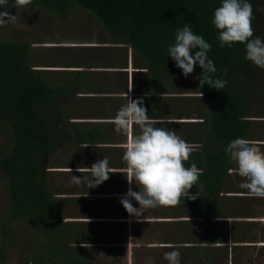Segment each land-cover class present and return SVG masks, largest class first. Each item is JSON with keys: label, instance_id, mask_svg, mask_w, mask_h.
Listing matches in <instances>:
<instances>
[{"label": "crops", "instance_id": "crops-1", "mask_svg": "<svg viewBox=\"0 0 264 264\" xmlns=\"http://www.w3.org/2000/svg\"><path fill=\"white\" fill-rule=\"evenodd\" d=\"M68 18L85 21L67 27L63 35L41 38V47L40 42H36L38 54L35 57L38 60L32 56L31 51L28 59L35 74L41 75V82L53 89V106L64 113L67 122L75 124L86 137L93 139L88 138L87 148H83L82 143L78 147H67L71 148L70 151H76L73 152V166L90 168L106 156L109 166L115 172L109 173L110 178L97 187L88 188L84 183L88 189L93 190V194L106 196L92 200L102 202V208L88 204L84 210L90 209V214L101 216L105 214V201L108 205L111 202L116 204L115 209L119 213L116 223L124 226L132 241V247H128L131 264H169L164 254L173 250L180 252V264H264V198L248 195V190L239 186L243 178L235 171L229 172L230 168L235 169L237 165L229 162L227 153L221 152L220 141L213 138L208 130L207 117L185 114L186 117H180V113L189 111L194 101L199 102L201 109L192 112H205L206 116L200 92L185 93L180 98L194 99L173 104L176 96H172V91L168 92L172 85H167L170 81L167 74L164 81L159 79V90L154 86L157 75L152 70H147L148 66L143 64L141 56L125 37H119L107 30L103 22L91 12L83 15L77 12L75 17L69 15ZM168 68L169 65L165 72ZM169 72L172 73L171 68ZM183 81L186 84H195L191 80ZM127 93L134 101L143 99L145 102L146 98L149 99L150 106H143L147 109L149 118L155 121L154 127L175 131L193 145L189 160L184 162L185 167H191L195 163L203 170L197 185L190 189L196 199L191 201L189 198H182L176 207L148 209L142 214L147 219L130 216L121 203L129 187L133 191H140L134 182L129 185L124 171L127 166L123 160L127 136L118 134L115 125L110 122L121 106L127 103ZM160 100H166L168 104L160 108ZM257 104L260 108L263 106L252 101V108L256 109L242 118L247 128L244 139L264 152V110L262 107L259 110L262 114H256ZM155 109L159 110L157 114ZM173 111L178 114L175 116ZM183 119L188 121L184 122ZM77 122L87 126L78 125ZM254 122L261 123L257 127L253 125ZM256 131L261 133L255 136ZM138 133L139 129L134 126L133 134ZM212 163L215 166H210ZM77 173V177L83 179V174ZM84 174L90 177L87 171ZM74 188L78 190L75 186ZM74 188H66L62 197H56L60 201L68 197L70 202L75 198ZM130 202L134 207H140L134 198ZM64 209L66 215L61 222L67 226L69 242L59 245L61 241L58 237L46 235L38 226L43 244L42 248L34 251L33 256L30 255L31 264L37 256L38 259L54 257L59 260L64 257V262H60L62 264H72L69 260L80 256L87 264H93L92 261L100 264L98 260L92 259L96 256L91 248L87 247L85 252L80 250V247L86 246L78 243L88 241L89 233L86 238L81 232L75 231L74 219H70L67 208ZM150 216L155 219L150 220ZM100 218L85 222L109 224L106 217ZM169 244L176 248L163 246ZM58 245L62 251L60 248L59 252H53ZM123 247L127 248L125 245ZM103 258L104 264H108V258L104 255ZM126 262L123 257L118 264Z\"/></svg>", "mask_w": 264, "mask_h": 264}, {"label": "trees", "instance_id": "trees-1", "mask_svg": "<svg viewBox=\"0 0 264 264\" xmlns=\"http://www.w3.org/2000/svg\"><path fill=\"white\" fill-rule=\"evenodd\" d=\"M14 2L9 0V4ZM247 2L254 11V36L264 40V19L260 17L262 1ZM31 5L62 17L77 8L91 12L107 30L125 37L133 45L148 71L152 70L163 81L167 74L170 79L167 85H172L173 94L179 98L181 93H177L176 88L185 84L179 79L184 75L169 56L168 48L175 44L177 29L188 25L194 34L211 45L208 57L217 69L212 77L227 81L222 90L207 84L201 87L197 77L202 78L203 69L198 62L194 73L190 74L201 89L209 132L220 141L222 153H226L230 142L246 137L247 128L242 118L256 109L252 108V101L255 102L257 96L264 97V69L245 58L246 44L236 42L231 47L221 46L219 30L212 20L222 0H33ZM197 51L198 48L193 49L192 55ZM29 52L28 42L0 39V123L11 128L13 138L9 151L0 157V173L9 182L11 193L9 218L2 226L9 227L20 218L32 219L33 227L58 237L62 246L68 243V229L61 221L70 198L61 201L53 198L55 193L48 184L47 161L71 145L87 144L92 137H86L75 124L67 122L64 113L53 106L54 91L32 70ZM167 65L172 73L170 68L165 72ZM258 88L262 91L257 93ZM148 102L146 98L144 104L150 106ZM81 186L90 191L86 184L77 185ZM59 245L53 252H59ZM3 257L0 250V262L5 263L6 260H1ZM63 259H38L37 256L33 264H62ZM69 262L87 264L80 256Z\"/></svg>", "mask_w": 264, "mask_h": 264}, {"label": "clouds", "instance_id": "clouds-1", "mask_svg": "<svg viewBox=\"0 0 264 264\" xmlns=\"http://www.w3.org/2000/svg\"><path fill=\"white\" fill-rule=\"evenodd\" d=\"M32 2L33 0H15V7L29 6ZM8 5L9 0H0V6ZM17 18V15H12L9 11H0V25L15 23ZM254 18L253 7L247 0H222V5L214 12L212 23L219 30L218 39L221 46L231 47L236 42L246 44L245 58L264 69V40L254 36ZM197 48L199 51L193 56L192 50ZM210 49L211 45L202 36L194 34L193 30L185 25L182 29H177L175 44L169 46L168 53L185 77L194 73L198 62L203 69L202 78L197 77L200 79V86L207 84L222 90L227 81L212 77L211 74L217 69L214 61L208 57ZM224 72L226 74L227 70ZM126 98L127 103L121 106L110 121L115 125L118 134L127 136L123 155L127 166L124 171L129 185L134 182L140 188L137 192L129 187L121 199L126 211L130 216L139 219L148 209L176 207L182 198L196 199L190 189L197 185L203 170L195 163H192L191 167H185L184 163L189 160L193 145L178 136L175 131L154 127L155 121L149 118L147 109L143 106V99L134 101L128 93ZM134 126L139 129V133L135 135ZM88 146L89 144L82 145L83 148ZM225 151L229 155V162L237 165L235 169L230 168L229 172L235 171L243 178L239 186L247 189L248 195L252 197L264 198V152L244 138L230 142ZM68 170L73 172L71 168ZM76 171L83 174V179L72 175L70 182L76 185L86 183L88 188L103 184L110 178L109 173H115L106 156L90 168L78 167ZM85 171L90 173V177L84 174ZM89 190L87 194H92L93 190ZM54 193L58 195L57 191ZM132 198L138 202L139 208L130 202ZM163 246L176 248L171 244ZM180 255L178 250H173L166 252L164 258L169 264H180Z\"/></svg>", "mask_w": 264, "mask_h": 264}, {"label": "rangeland", "instance_id": "rangeland-1", "mask_svg": "<svg viewBox=\"0 0 264 264\" xmlns=\"http://www.w3.org/2000/svg\"><path fill=\"white\" fill-rule=\"evenodd\" d=\"M261 8H260V17L264 19V0H261ZM0 11H9L12 15H17V21L15 23L7 22L3 25H0V39L7 40V41H15V42H28L30 43V51L32 52V56L35 57L38 54V50L36 48V42H40L41 47V38L47 36H54V35H63L67 27L71 25H75L76 23L85 21V20H77L75 18H68L69 15L75 17L77 12L79 15L89 14L90 12L84 10L83 8H77L73 12L67 14V17H62L59 14L51 12L49 10H45L43 8H39L37 6L29 5L20 8L15 7V2L9 4L7 7L0 6ZM7 19V18H6ZM41 34H43L41 36ZM30 52V53H31ZM36 58V57H35ZM37 59V58H36ZM38 60V59H37ZM41 62V58H40ZM179 79H182L180 82L185 81H194L195 84H182L181 88H176L177 93H181L180 96H183L185 93H199L201 92L199 83L195 80L194 77L188 75L180 76ZM181 85V84H180ZM172 91V96H174L175 89L172 87L171 89L168 88V92ZM262 91V89L258 88L257 93ZM259 93L258 95H261ZM257 95V94H256ZM177 96V95H176ZM164 99H169L164 97ZM173 104L181 103L182 100L187 101L193 100L194 98H177ZM182 101V102H184ZM255 102H263L264 97L257 96ZM168 102L166 100L158 101V105L165 107ZM259 110L264 105L258 106ZM189 111L186 113H180L181 116H198V117H205V112L195 113L192 110L198 111L201 109L199 106L198 101H194L193 104L190 105ZM199 108V109H198ZM257 111L256 114L261 115V111ZM159 112L158 109H155V114ZM175 116L178 114L177 111H173ZM185 114V115H184ZM169 116V115H168ZM185 116V117H186ZM83 118V116L81 117ZM181 120V118H179ZM184 122H187L188 119H183ZM191 120L189 119V122ZM261 122H254L253 125H258ZM78 125H82L84 127L87 124L79 123ZM185 124V123H184ZM191 127V126H190ZM193 128V127H191ZM261 131L254 132V135L260 134ZM12 130L9 126L3 125L0 123V157L6 155L9 151L13 138ZM99 139H102L100 137ZM71 148H64L62 149L58 155H56L50 162L47 164L48 169V182L51 186L52 190L58 192V196L62 197L61 192H64L66 188H70L74 186L78 189L73 192L75 198L72 199L67 207V214L69 215L70 219H74V226L75 231L81 232L83 235L88 236V241H82L86 247H80L82 252H85L84 249L91 248L95 258L91 257L92 259L98 260L100 264H104L103 255L108 258V264H118L120 258L125 259L127 261L125 264L130 263L128 257V247L131 245L132 241L129 236V233L126 231L124 226H118L116 222H118L119 213L116 212V204L111 202L109 205L104 203L105 207V214L101 216L92 215L90 214V209L84 210V208L88 204H93L95 207L98 205L100 208L103 207L102 202L99 201H92L98 197L105 198L106 196H102V194H92L88 195V191L84 190L81 186L80 188L77 187L76 184L71 183L72 175L78 176L76 169L82 165L73 166L74 163V154L75 150H71ZM68 168H71L73 172L69 171ZM89 190V189H88ZM112 192V191H108ZM102 193V192H101ZM10 189H9V182L7 179L0 173V250L5 254L3 259L6 260L7 264H31L32 257L30 256L36 249L42 248V241H41V231L35 227H33V220H26L24 218H20L11 224L9 227L4 228L2 226L3 222H5L9 218L10 214ZM89 201V202H88ZM192 201V199H191ZM92 205V206H93ZM107 205V206H106ZM94 209V208H93ZM167 209H164L166 211ZM106 217L108 219L109 224L105 223H87L85 221H91L96 219H101L100 217ZM142 218L147 219L145 215L141 216ZM120 219V218H119ZM150 220H154V216H150ZM93 238V243H91ZM94 238H96L94 240ZM102 240V241H101ZM97 241V242H96ZM69 242V241H68ZM88 243V245H87ZM123 245L127 246L124 248ZM92 246V247H91ZM89 254V253H88ZM93 256V255H92ZM89 257V256H88ZM94 264V262L92 261ZM131 264V263H130Z\"/></svg>", "mask_w": 264, "mask_h": 264}, {"label": "flooded vegetation", "instance_id": "flooded-vegetation-1", "mask_svg": "<svg viewBox=\"0 0 264 264\" xmlns=\"http://www.w3.org/2000/svg\"><path fill=\"white\" fill-rule=\"evenodd\" d=\"M157 78L158 79L154 82V86H156L159 89V87L161 85V81L159 80L158 75H157ZM53 198H56L57 199L56 195H53Z\"/></svg>", "mask_w": 264, "mask_h": 264}]
</instances>
